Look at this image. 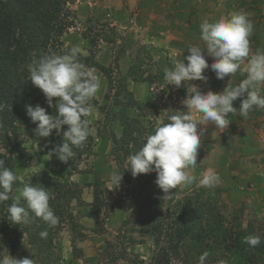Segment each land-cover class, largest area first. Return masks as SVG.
<instances>
[{"label": "rangeland", "instance_id": "1", "mask_svg": "<svg viewBox=\"0 0 264 264\" xmlns=\"http://www.w3.org/2000/svg\"><path fill=\"white\" fill-rule=\"evenodd\" d=\"M103 1H72L69 9L73 24L62 36V45L58 51V55H62L73 46L79 47L82 50L81 61L87 67H90L87 63L92 61L103 66L111 79V89H109L107 77L92 67L96 69L101 79V88L92 100L97 102V106L93 105L94 111L87 117L90 121V141H86L80 149L82 152L80 160L73 161L76 170L67 176L66 171L60 167L61 162L55 156L50 159L47 155L54 146L62 143L63 137L60 141L52 140V144H48L46 138L35 142L26 141L20 146V152L16 155L15 170L18 180L26 182L31 176L46 171L61 181L78 184L81 190V204L72 201L70 208L75 229L66 222L55 234L52 259L56 256L60 261H51L50 264H156L153 258L160 255L161 249L168 248L166 237L162 236L161 243L156 247L149 234L150 228L155 223L149 216L155 207L152 197L160 199L164 194L155 183L146 182V178L151 176V173L133 178L128 171V157L118 153L119 162L121 161L119 163L117 159L115 160L116 156L114 158L112 155L110 138L112 135L120 137L118 116L121 105L113 104L117 89L126 83V89L131 92L135 101L151 103L150 107L140 111L130 109L127 114L129 117L140 114L139 121L145 128L144 138H147L158 126L165 121L168 122L169 116L188 111L182 102L188 95L189 85L198 86L202 92L209 90L222 92L228 84V78L223 81L217 80L214 72L205 70L204 75L208 77L206 82H185L179 89L167 85L164 79L165 69L173 68L177 61H182L183 57L188 55V52L167 50L157 39L153 43L142 44L128 28L111 26L112 23L108 18L114 15L112 12L109 13L110 8L105 9L107 12L102 11L101 15L99 14L101 8L89 10V3ZM207 2H211V6L214 5L209 8L210 12L206 13L207 19L214 21L228 16L227 14H230L228 11L234 10L239 4L246 6L247 10L242 7L241 11L244 10L248 14L254 25L253 34L249 37L251 52L264 51L262 44L264 43L262 41L264 40V0H236L235 8L222 12L219 6L220 0H206L205 3ZM104 3L110 5L113 0ZM82 5L89 6L83 8ZM191 13L196 14V12ZM100 16L107 17V21L97 20L96 17L101 18ZM123 25L128 26L125 21ZM81 38L85 39V44L77 45ZM100 40L110 44L111 51H98ZM193 45L204 46L199 40ZM206 59L209 64L213 62L211 57ZM130 68L140 74L138 81L126 77ZM245 75L238 71L229 80L232 84H238ZM261 94L264 95V88L261 89ZM125 100L123 93H119L117 101L124 103ZM239 106L238 98L233 102V107L239 109ZM44 108L48 114H56L55 109L48 108L46 103ZM112 115H116L113 121H111ZM194 118L199 121V114L194 113ZM229 120L227 129L215 128L212 124L198 126V128L204 127L205 131L198 150L197 166L189 170L194 180L190 185L177 186L171 197L162 201L161 217L155 221L160 223L164 230L173 217L176 203L186 196L194 195L195 191L202 188L207 192L211 189L223 190L219 201L227 221L231 218V214L240 212L242 215L240 222L243 227L251 222L256 230L264 233V109L254 108L246 118L238 113L230 114ZM31 143H36L35 147L30 146ZM208 169H212L221 177V182L211 188L203 187L199 183ZM113 172L123 174L120 187L114 190L109 180ZM153 175L151 177H154ZM97 179L103 182L102 189H108L109 195H101L99 214L95 220L90 219L89 222L82 219L85 208L89 207L86 205H90L93 201L92 188L86 185ZM26 249L28 258H33L36 264H41L36 260L33 252L28 247H25ZM168 251L171 253L170 250ZM7 255L16 259L24 258L19 253L14 255L5 244L0 248V258ZM218 260L213 264H221V262L230 264L219 258ZM169 264L184 263L178 259H171Z\"/></svg>", "mask_w": 264, "mask_h": 264}, {"label": "clouds", "instance_id": "2", "mask_svg": "<svg viewBox=\"0 0 264 264\" xmlns=\"http://www.w3.org/2000/svg\"><path fill=\"white\" fill-rule=\"evenodd\" d=\"M200 39L204 47L193 45L187 49L188 55L177 61L173 68H166L164 79L167 85L179 89L189 81H207L205 70L214 72L217 80L228 78V84L222 92L211 90L202 92L198 86L189 85L188 95L182 102L188 111L168 117V122L158 126L154 133L146 138L143 146L129 155L128 171L133 178L138 175L156 173L155 184L164 194L161 198H170L179 185H190L194 177L190 169L197 166L198 150L204 127L212 124L215 128L227 129L229 115L237 113L247 117L254 108L264 109V51L251 52L249 37L254 25L245 12H232L228 16L200 24ZM82 50L71 47L65 54L46 53L27 65L29 81L39 89L48 108H54L55 115H50L40 105H27L26 115L36 124L35 135L47 138L55 130L57 136L62 132V143L49 152L50 159L55 156L61 163L68 164L75 156L74 149L83 148L89 134L90 121L94 106L91 101L101 88V79L95 68L87 67L80 59ZM206 57L212 58L209 64ZM245 75L238 84L229 80L237 72ZM240 99L239 109L233 102ZM3 105H0V109ZM199 114V121L194 118ZM66 130H64V127ZM123 174L113 172L110 175L112 190L120 187ZM18 177L5 161L0 159V203L8 201L13 192V185ZM221 182V177L208 169L200 179L203 187H214ZM111 190V191H112ZM19 195L8 207L7 219L13 224L28 225L39 218L49 227L59 224V217L49 206V193L30 180L18 189ZM23 199L24 205L20 201ZM47 231L40 233L47 237ZM243 242L250 248H257L261 238L256 235L244 237ZM209 253L205 251L199 257V264H205ZM0 264H36L32 258L16 259L10 255L0 258ZM223 264V262H221Z\"/></svg>", "mask_w": 264, "mask_h": 264}, {"label": "trees", "instance_id": "3", "mask_svg": "<svg viewBox=\"0 0 264 264\" xmlns=\"http://www.w3.org/2000/svg\"><path fill=\"white\" fill-rule=\"evenodd\" d=\"M72 1L0 0V105H3L0 109V159H3L5 167L15 174L16 155L20 146L26 141L35 142L41 139L35 135L37 125L32 123L26 115L25 108L27 105L33 107L40 105L44 108L46 103L41 91L29 81L27 65L46 53L58 54L62 45L61 38L73 24L69 9ZM87 65L103 73L111 89V79L107 69L94 61ZM139 76L140 74L138 75L133 68H130L126 75L132 81H138ZM117 90L113 104L121 105L118 116L120 137L112 135L110 141L112 155L114 158L116 156L115 160L119 162L118 153L129 157L146 142L145 128L139 121L140 114L136 117H129L127 114L130 109L140 111L150 107L151 103L135 101L131 92L127 91L126 83ZM121 92L126 97L124 103L117 101ZM91 103L97 106L96 101ZM111 117L113 121L116 115ZM48 138L60 141L62 132L60 136H57L54 130L46 139ZM86 141H90V136ZM80 149H74L76 154L68 164L60 163L61 169L66 171L67 176L76 170L73 161L80 160L82 153ZM152 174L154 177H151ZM151 176L146 178L148 184L155 183L156 173L152 172ZM29 180L32 185H38L48 191L49 206L59 217L60 222L55 227H49L39 218H35L28 225L13 224L7 219L8 207L17 196L18 189H21L25 183L17 179L13 185V192L10 194L12 198L0 203V248L6 244L14 255L19 253L24 258H28V251L25 250V247H28L41 264L60 261L56 256L52 259L54 236L66 222L75 229L76 225L70 208L72 201L81 204V190L78 184L61 181L46 171L31 176ZM86 186L92 188L93 201L90 205H86L89 207L85 208L83 217L95 220L101 206V195H109V190L102 189L104 184L98 179ZM222 191V189H211L207 192L201 188L195 191L194 195L186 196L178 201L173 217L170 223L166 224L165 230L155 221L161 217L164 199L152 197L155 207L149 216L155 223L150 228L149 234L156 247L161 243L162 236L166 237L169 243L168 248L161 249L160 255L153 258L156 264H169L171 259H178L184 264H193V262L199 264V257L205 251L209 253L205 264H213L219 261L218 258L230 264H264V233L256 230L251 222L243 227L240 222L242 216L240 212L231 214V218L227 221L220 203ZM20 203L24 205L23 199ZM43 231L48 233L46 238L40 236ZM249 235L261 238L259 247L250 248L243 242L244 237ZM73 249H75L74 246Z\"/></svg>", "mask_w": 264, "mask_h": 264}, {"label": "crops", "instance_id": "4", "mask_svg": "<svg viewBox=\"0 0 264 264\" xmlns=\"http://www.w3.org/2000/svg\"><path fill=\"white\" fill-rule=\"evenodd\" d=\"M104 1L109 2L110 0ZM104 1L102 3H89L90 6H82L83 8L89 6V10H94L96 7L101 8L100 15L102 11L107 12L106 8H110L109 13L112 12V15H114L108 18V21L112 23L111 26L116 25L122 29L128 28L131 32H134V37L140 39L142 44L153 43L157 39L165 49L171 51H187L195 41H202L200 39V24L205 20L214 21V19H207L208 15L206 13H209V8L214 5L211 6V2L205 3L206 0H113L110 5H107ZM220 2L221 12L235 8V5H237L236 0H220ZM242 7L247 10L246 6L239 4L234 10L228 12H241ZM191 12H196V14L194 15ZM100 17H96V19L107 21V17ZM124 21L128 26L123 25ZM262 41L264 42V40ZM100 42L98 51H111L109 49L110 44L101 40ZM79 43L84 45L85 39L81 38L77 45ZM201 47L204 46L201 45ZM52 140L48 138V144H52ZM35 144L31 143L30 146L35 147ZM82 219L90 222V218L83 217Z\"/></svg>", "mask_w": 264, "mask_h": 264}]
</instances>
